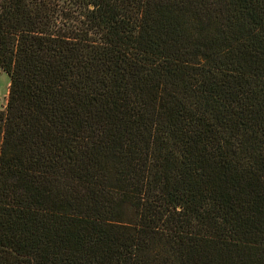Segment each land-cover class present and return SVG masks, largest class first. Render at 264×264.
I'll use <instances>...</instances> for the list:
<instances>
[{"label": "trees", "instance_id": "trees-1", "mask_svg": "<svg viewBox=\"0 0 264 264\" xmlns=\"http://www.w3.org/2000/svg\"><path fill=\"white\" fill-rule=\"evenodd\" d=\"M0 264H264V0H0Z\"/></svg>", "mask_w": 264, "mask_h": 264}, {"label": "rangeland", "instance_id": "rangeland-1", "mask_svg": "<svg viewBox=\"0 0 264 264\" xmlns=\"http://www.w3.org/2000/svg\"><path fill=\"white\" fill-rule=\"evenodd\" d=\"M9 77L7 73L0 69V109L5 107L8 92Z\"/></svg>", "mask_w": 264, "mask_h": 264}]
</instances>
